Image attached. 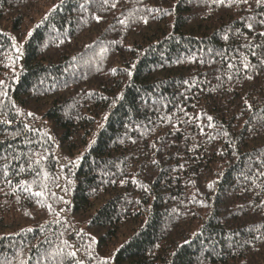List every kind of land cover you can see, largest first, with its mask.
Wrapping results in <instances>:
<instances>
[{"label":"trees","instance_id":"16d2710c","mask_svg":"<svg viewBox=\"0 0 264 264\" xmlns=\"http://www.w3.org/2000/svg\"><path fill=\"white\" fill-rule=\"evenodd\" d=\"M261 33L256 0H0V264H264Z\"/></svg>","mask_w":264,"mask_h":264},{"label":"snow or ice","instance_id":"6c2138e0","mask_svg":"<svg viewBox=\"0 0 264 264\" xmlns=\"http://www.w3.org/2000/svg\"><path fill=\"white\" fill-rule=\"evenodd\" d=\"M214 2H218V3H221V4H223L224 3V0H214ZM243 2L244 3H247L248 2V0H243ZM256 2L258 3V4H261V3H264V0H256ZM115 5H113V7H114ZM99 22V21H98ZM251 25H249V28H250V30H251ZM260 35H262V36H264V33H261ZM262 63H264V61H262ZM229 67H233L232 65H229ZM246 68H247V65H245V70H246ZM209 119H211V117H209ZM36 195L37 196H39V195H41L40 193H36ZM72 255L74 256L75 255V253H72ZM77 264H79V262H77Z\"/></svg>","mask_w":264,"mask_h":264}]
</instances>
